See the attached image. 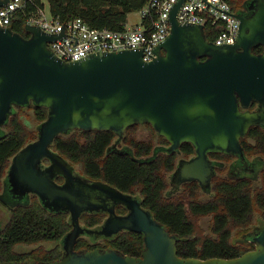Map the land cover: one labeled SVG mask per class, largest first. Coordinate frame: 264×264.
<instances>
[{"label":"water","instance_id":"water-1","mask_svg":"<svg viewBox=\"0 0 264 264\" xmlns=\"http://www.w3.org/2000/svg\"><path fill=\"white\" fill-rule=\"evenodd\" d=\"M9 0H0V7ZM171 11V32L155 49L157 58L143 60L142 51L93 54L66 62L48 47L62 35H48L26 25L29 38L0 24V131L14 107L32 103L48 109L38 137L12 158L7 172L9 192L18 201L33 193L53 213L71 216V230L62 238L63 256L41 263L0 264H264V226L249 235L255 249L235 258H182L179 237L142 208L141 202L114 187L75 172L74 166L52 149L56 137L74 130L110 131L117 136L134 125H150L171 150L194 146L196 157L182 160L172 184L198 181L211 186V153L243 157L241 139L251 127L264 123V0H251L252 14L236 13L240 30L235 44L210 42L203 26L180 24ZM261 46L263 52L253 50ZM261 111H242L253 103ZM43 160L50 165L43 167ZM63 176L65 182L55 179ZM112 201V202H111ZM128 214L118 216L115 205ZM109 214L98 229L80 224L83 213ZM143 234L142 256L115 250L77 251L80 236L112 237L120 231Z\"/></svg>","mask_w":264,"mask_h":264},{"label":"trees","instance_id":"trees-1","mask_svg":"<svg viewBox=\"0 0 264 264\" xmlns=\"http://www.w3.org/2000/svg\"><path fill=\"white\" fill-rule=\"evenodd\" d=\"M47 1L51 14L63 22L82 18L93 27L112 29H119L126 21L127 15L139 11L146 2V0ZM225 1L230 4L232 10L241 13L245 3L247 2V7L251 0ZM25 27L26 18L22 12L17 13L9 24V28L14 32L29 38L30 34L25 30ZM216 33V29L205 27V35L210 42L215 41ZM261 51H263L261 46L253 50L255 54H260ZM26 110L33 111L34 119L39 125L48 117V109L33 103L23 108L14 107L13 114L0 131V191L13 156L30 143L28 133L24 128L29 124V118L23 120V117L28 115ZM131 130L132 128H128L127 132ZM114 138V133L110 131L74 130L68 134L58 135L52 144V149L69 162L80 164L84 175L88 178H102L125 192L137 188L146 195V203H150L151 207L166 206L160 201L162 191L167 186L162 168L167 171L173 169L172 157L162 154L159 158L154 157L152 161L144 162L136 160L135 154L131 155L129 152L122 154L111 150L109 153L108 148ZM185 147V150L192 151L191 146ZM231 184L233 183L223 182L221 184L223 193L226 189L225 193L229 194L225 195L224 193L223 195L221 204L224 208H184L183 203H179L176 208L145 209L150 210L154 218L163 224L171 235L179 237L177 249L180 257L200 259L239 257L248 252L252 248V244L248 246L245 244L247 243L245 240L233 243L229 226L233 222L240 226L245 225L251 218L253 208H250V201L247 198L243 200L239 195V185ZM5 185L6 194L15 206L11 208V216L6 227L0 231V263L29 257V254L16 252L14 250L16 245L57 240L61 242L68 230L72 228L69 213H52L43 208L37 199L31 203L28 198L24 202L18 201L10 194L7 180ZM189 214L196 217L213 214L212 235L198 237L196 225ZM102 219L103 215L100 214H84L81 217V222L85 228L92 229L100 224ZM247 237L249 238V236ZM89 240L80 237L76 247L93 250L99 245L96 241ZM107 241L110 242V249L124 255L140 257L145 248L143 234L135 232H122ZM61 250H40L38 258L45 261L53 260L60 256ZM30 253L35 255L34 252Z\"/></svg>","mask_w":264,"mask_h":264},{"label":"built area","instance_id":"built-area-1","mask_svg":"<svg viewBox=\"0 0 264 264\" xmlns=\"http://www.w3.org/2000/svg\"><path fill=\"white\" fill-rule=\"evenodd\" d=\"M181 0H146L138 11V24L126 21L119 29L99 28L89 25L82 18L66 22L54 17L46 10L44 0H9L0 7V24L9 28L13 17L22 12L26 25L36 26L48 35H62L48 43L49 49L66 62L86 59L93 54L142 51L145 62L157 58L155 49L166 40L171 32L170 14ZM225 0H184L178 13L180 24L209 26L216 29V45L235 44L240 20Z\"/></svg>","mask_w":264,"mask_h":264},{"label":"flooded vegetation","instance_id":"flooded-vegetation-1","mask_svg":"<svg viewBox=\"0 0 264 264\" xmlns=\"http://www.w3.org/2000/svg\"><path fill=\"white\" fill-rule=\"evenodd\" d=\"M246 3H245V7H243V9L241 10L242 11L241 13L244 15L252 14L253 10L251 7H254V5L256 4L254 5L249 4L246 7L247 5ZM262 52L263 51H261V53ZM241 109L242 111L249 110V111L255 112V111H261V106L255 102L249 109H243V108ZM130 128L132 129L149 128L152 132H154L157 138L161 140V143L160 144L156 143L154 145L152 141H146V140L138 141V140H135L134 138H129L128 136L129 133L126 130L121 137L114 134L115 138L113 142L111 143V145L109 146L108 152L110 153L111 150H114L115 152H121L122 154L129 152L131 155L135 154L134 156L136 160H141L144 162L152 161L154 157L159 158V156L162 154L172 157L173 169L169 171L170 175L168 176L167 179H165L164 177L167 186L162 191V197L160 199V201L162 203H165L166 206L151 207L150 203L148 204L146 203V200H147L146 195H144L142 191H140L137 188H135L133 191L125 192L107 183L102 178H92L91 179V178H88L86 175H84L82 172H80L79 175L85 178H88L90 180H93V181H99V182L106 183L114 187L118 191L136 198L137 200L141 202L142 208H172V207L176 208V206H179V203H183L184 208H224V206L221 204L223 202L222 199H223V195L226 190L224 189V193H223V186L221 185L223 184V182H228V183L232 182L233 184L231 185L238 184L239 185L238 193L242 197L243 200L247 198L250 201V208H254L255 205H257L259 208H264V189L260 190L264 188V123L251 127L249 132L244 137H242L241 143L244 149L243 157L234 156V155H225V154H220V153H211L208 155V159L214 164V176L212 178L211 186L208 190L202 189L200 183L195 180L184 182L180 185L172 184L173 174L177 170L180 162L182 160L189 161L196 157V151L192 144L183 143L176 150H171L170 149L171 144L164 137L158 135L157 132H155L154 129L150 125L148 124L136 125ZM37 131H38V128H37ZM187 145L192 147V151L185 150L186 148L185 146ZM225 160H228L229 164H227ZM71 164L75 168V165L73 163ZM42 165L43 167H47L50 165V161L43 160ZM225 171L227 173V176L222 175ZM55 181L61 185L65 182V179L63 176H58L55 179ZM193 185H197V186H193ZM187 188L191 190V192L189 193V196H193L195 195L197 191H199V193H204L206 196H208V199L204 202L194 201V200H190L186 202L185 199H181V196L183 195V193L185 192V189ZM225 195H229V194L225 193ZM26 198L30 200V203L33 202L34 199L39 200V202L41 203L40 199L38 198L36 194L30 193L26 195L24 200L21 202H24ZM213 204H217V205H213ZM43 208L45 207L43 206ZM114 208L118 216H125L128 214V209L123 204H116ZM95 213L103 215V219L101 223L98 224L95 228H92V229H96V228L99 229L104 223V221L108 218L109 216L108 213L101 212V211L93 212V213L86 212V213H83L81 217L84 214H95ZM81 217H80V224L82 225V227H85L84 224L81 222ZM69 219H71L70 213H69ZM260 231H261V228L253 232H247L245 234L244 239L247 242L245 244H248V246L252 244L251 245L252 248L249 251L255 249V243L253 241L251 242V240L247 236L256 235L260 233ZM122 232H126V230L120 231L119 233L113 235L112 237H105V236L97 237L96 235H87V234H84L80 237L86 238L88 240L90 239L92 242L96 241L99 245L95 249L106 250L109 248V250H112L110 249L111 248L110 242H108L107 240H111L112 238L116 237ZM93 236H96V237H93ZM59 249L61 250V247H59ZM75 249L77 251H86L84 250V248L76 247ZM62 251L63 250H61L60 256L53 260L45 261L40 258L33 259L30 257H25L22 260H13V262L41 263V262L55 261V260H59L63 256Z\"/></svg>","mask_w":264,"mask_h":264},{"label":"rangeland","instance_id":"rangeland-1","mask_svg":"<svg viewBox=\"0 0 264 264\" xmlns=\"http://www.w3.org/2000/svg\"><path fill=\"white\" fill-rule=\"evenodd\" d=\"M44 2H45L46 10L50 11L48 1L44 0ZM139 20H140V16H139L138 11L132 12L131 14H129L127 18V22L129 25L138 24ZM26 112L28 114L26 116L27 118L23 117L24 118L23 120L25 121V119L29 118V124L25 125L24 128H25V131H27L28 133L27 135L29 136V139H30L29 142H33L38 137L37 128H38L39 123L34 119L32 110H26ZM128 133H129L128 134L129 138H134L135 140H138V141H142V140L152 141L154 145L156 143H159V144L161 143V140L157 138L154 132H152L149 128L132 129ZM225 161L227 162V164H229L228 160H225ZM74 165H75V172L77 174H80V172L84 174L83 168L80 164H74ZM162 174L165 177V179H167L168 176L170 175V172L167 171L165 168H162ZM222 175L227 176L226 171ZM6 178L7 177H5L3 180V186L0 191V231L4 227H6L10 219V216H11L10 208H13L15 206V204L12 203L13 201L10 200L9 196L6 194V185H5ZM263 189L264 188L260 190H263ZM190 192L191 190L189 188L185 189V192L181 196V199H185L186 202L190 200L204 202L208 199V196H206L204 193H199V191H197L195 195L193 196H189ZM35 200L36 199H34V201ZM263 210H264L263 208H259L257 205H255L253 208L251 218L245 225L240 226L238 224H235L234 222L230 223L229 227L232 233L231 240L233 243H237L239 241L244 242L245 240L244 236L247 232L256 231L257 229L262 228L264 226ZM189 215L191 216V219L194 221L196 225V235L198 237L203 238L205 236L212 235L213 214H207V215H202V216H197V217L192 216L191 214ZM70 230H68V232ZM59 247H60V240H57V241H46V242H41V243H36V244H19L15 246L14 250L21 254L23 253H25L26 255L29 254L30 258L36 259V257L37 258L38 256L40 257L39 255V253L41 252L40 250L52 251L54 249H59ZM30 252H34L35 255H31Z\"/></svg>","mask_w":264,"mask_h":264}]
</instances>
